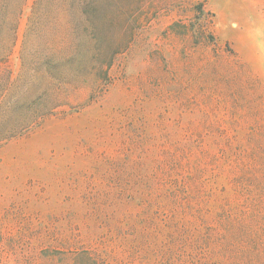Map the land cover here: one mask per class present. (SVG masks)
Instances as JSON below:
<instances>
[{
  "label": "rangeland",
  "instance_id": "1",
  "mask_svg": "<svg viewBox=\"0 0 264 264\" xmlns=\"http://www.w3.org/2000/svg\"><path fill=\"white\" fill-rule=\"evenodd\" d=\"M88 3L0 0V264H264V0Z\"/></svg>",
  "mask_w": 264,
  "mask_h": 264
},
{
  "label": "trees",
  "instance_id": "2",
  "mask_svg": "<svg viewBox=\"0 0 264 264\" xmlns=\"http://www.w3.org/2000/svg\"><path fill=\"white\" fill-rule=\"evenodd\" d=\"M65 1H67V2L71 1L73 7H76V5H81V8L83 7L84 9H86L85 4L87 3V6L89 4L88 0H65ZM91 3H93V1H91ZM91 6H93V5H91ZM90 8L93 12L97 11V9H96L97 7H90ZM109 67H110V65H109ZM4 247H5V235L3 233V229L0 226V255H1L2 251L4 250Z\"/></svg>",
  "mask_w": 264,
  "mask_h": 264
}]
</instances>
